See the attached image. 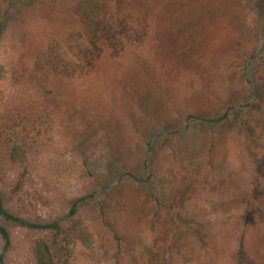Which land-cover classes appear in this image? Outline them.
Returning a JSON list of instances; mask_svg holds the SVG:
<instances>
[{"label": "trees", "instance_id": "16d2710c", "mask_svg": "<svg viewBox=\"0 0 264 264\" xmlns=\"http://www.w3.org/2000/svg\"><path fill=\"white\" fill-rule=\"evenodd\" d=\"M243 3L251 41L197 53L144 0H0V264H264V0ZM150 108L171 114L154 143ZM224 125L184 160L182 130ZM127 181L149 215L109 216L101 188Z\"/></svg>", "mask_w": 264, "mask_h": 264}, {"label": "rangeland", "instance_id": "374dc122", "mask_svg": "<svg viewBox=\"0 0 264 264\" xmlns=\"http://www.w3.org/2000/svg\"><path fill=\"white\" fill-rule=\"evenodd\" d=\"M72 1L73 0H54V3L57 7L65 9ZM144 2L151 16L161 18L164 23H168V26L176 32L179 45L183 50L202 53L212 41L214 42L218 39V34H229L231 28H233L231 26L237 27L238 31H240L241 34L236 35L235 38L241 39L242 43L251 41L253 38L252 35L254 36L257 31H260L253 16L249 11L245 10L243 0H144ZM163 29L167 30L164 26ZM229 36L231 37V34ZM260 43L261 38L259 45ZM201 59L206 60L207 57ZM253 101L254 98L250 102ZM151 103H154L158 108L159 103L154 101ZM153 109L150 108L149 110L154 115L155 121H151L149 127L144 129L141 128L145 139L152 138V143H154L157 137L171 133H159L162 128L158 125L161 116L164 114L165 116H163V119H168L166 122H169L171 117L170 112L167 111V108H163V113L159 116V112ZM137 122L140 123V125L143 124V121L139 117L137 118ZM187 123V127H189V120H187ZM187 127L182 130L184 133L177 142V147L183 150V154L185 155L184 160L188 163L198 161V159L203 156L210 143L212 131L217 134L218 147L220 146V150L224 151L221 144L229 139L228 133L232 128L230 125L221 126L217 130H211L203 126L190 130ZM143 150L144 148H141V151ZM218 157L219 159L221 158V153ZM95 158H97V156L94 157V160ZM96 167L99 169L97 165ZM4 169L7 175L14 173V169L8 163L4 165ZM175 179H177V181L172 185L173 189L177 188V190L183 192L195 180V176L189 177L188 173L182 172L181 175L177 176ZM101 189H105L101 196V200L106 204L109 216L125 213L126 215L143 217L144 215H149L153 210L152 201H150L143 189L136 184L127 181L110 190L105 187ZM18 196H15L9 204L20 207L26 206L27 203L25 200ZM225 212H228L226 206L218 215H226ZM61 242L60 238L53 239V245L56 251L59 253L62 251V255H64L66 253V248L60 247L62 244ZM3 254L4 249L0 251V258H2ZM15 260L17 259L14 258V261Z\"/></svg>", "mask_w": 264, "mask_h": 264}, {"label": "water", "instance_id": "95a60500", "mask_svg": "<svg viewBox=\"0 0 264 264\" xmlns=\"http://www.w3.org/2000/svg\"><path fill=\"white\" fill-rule=\"evenodd\" d=\"M263 43H264V28L262 29V33H261V43H260V45H259V47H258V50H257V52H256V54L260 51V49L262 48V46H263ZM255 54V55H256ZM254 55V56H255ZM248 70H249V61H248ZM249 78H251V75L249 74ZM254 85V88L256 89V85L255 84H253ZM249 104V103H248ZM139 180V179H138Z\"/></svg>", "mask_w": 264, "mask_h": 264}]
</instances>
